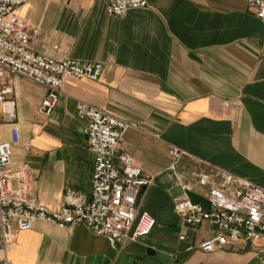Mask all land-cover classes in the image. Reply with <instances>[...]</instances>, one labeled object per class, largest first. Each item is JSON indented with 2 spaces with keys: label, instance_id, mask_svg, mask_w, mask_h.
I'll use <instances>...</instances> for the list:
<instances>
[{
  "label": "crops",
  "instance_id": "1",
  "mask_svg": "<svg viewBox=\"0 0 264 264\" xmlns=\"http://www.w3.org/2000/svg\"><path fill=\"white\" fill-rule=\"evenodd\" d=\"M17 12L33 52L99 61L103 69L98 80L64 78L47 116L37 112L45 87L15 78L19 142L12 146L10 168L27 170L30 194L50 210L60 207L66 188L89 195L94 155L84 132L87 120L76 109L84 101L136 124L125 131L117 154L131 155L151 177L136 204L137 213L147 211L155 223L149 234L112 247L81 223L58 227L34 220L16 231L8 259L264 264V239L201 251L197 245L214 229L206 221L187 226L173 209L181 195L208 208V187L193 176L206 173L217 183L216 166L264 187V22L247 0H146L122 15L109 14L105 0H30ZM8 129L0 122L4 140ZM170 144L184 150L176 161Z\"/></svg>",
  "mask_w": 264,
  "mask_h": 264
},
{
  "label": "built area",
  "instance_id": "2",
  "mask_svg": "<svg viewBox=\"0 0 264 264\" xmlns=\"http://www.w3.org/2000/svg\"><path fill=\"white\" fill-rule=\"evenodd\" d=\"M28 1L0 0V122L9 125L8 139L0 136V264H15L7 256L14 235L34 220L48 221L58 227L81 223L91 232L105 236L112 247L126 237L134 241L149 234L155 223L147 211L137 213L136 204L151 177L135 164L131 155L117 154L125 131L136 128V124L84 101L78 100L76 109L77 114L87 120L84 132L94 155L89 195L66 188L60 207L50 210L30 194L27 170L10 168L12 146L19 142L15 123V78L24 77L45 87L46 93L37 112L47 116L62 93L64 78L98 80L103 69L99 61L57 60L33 52L28 46L27 24L17 12ZM105 2L106 11L112 15H122L129 9L146 5V0ZM247 4L264 22V0H247ZM183 153L182 148L170 144L169 154L175 161ZM214 176L218 178L217 183L206 173L193 176L196 184L208 187V208L185 195L173 200L174 211L187 226L195 227L206 221L214 229L213 236L197 247L213 252L227 244L264 239V187L219 166L215 167ZM14 180L17 187L13 185ZM179 239L185 236L182 234Z\"/></svg>",
  "mask_w": 264,
  "mask_h": 264
}]
</instances>
